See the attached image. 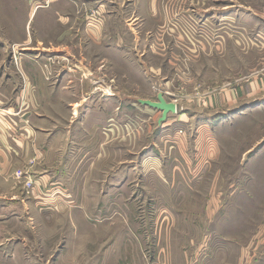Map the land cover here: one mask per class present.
Here are the masks:
<instances>
[{
  "label": "rangeland",
  "instance_id": "obj_1",
  "mask_svg": "<svg viewBox=\"0 0 264 264\" xmlns=\"http://www.w3.org/2000/svg\"><path fill=\"white\" fill-rule=\"evenodd\" d=\"M132 1L77 13L86 32H36L32 50L96 71L118 126L76 135L56 189L23 182L0 264H264V0ZM159 93L178 106L161 125L138 103Z\"/></svg>",
  "mask_w": 264,
  "mask_h": 264
},
{
  "label": "crops",
  "instance_id": "obj_2",
  "mask_svg": "<svg viewBox=\"0 0 264 264\" xmlns=\"http://www.w3.org/2000/svg\"><path fill=\"white\" fill-rule=\"evenodd\" d=\"M112 1L0 0V213L8 208L16 213L22 206L17 194L23 182L34 183L32 194H43L50 187L60 186L63 176L74 173L73 156L78 158L81 152L76 145L77 134L102 135L104 122L109 124L107 133L115 134L116 112L111 111L104 121L102 104L96 100L103 83L96 71L89 79L81 76L83 68L88 71L83 58L57 60L53 53L41 54L29 47L39 44L35 36L38 30L55 26L57 30L86 32L88 24L79 22L75 15L94 8L106 16L109 7L116 5ZM130 7H134L132 0ZM95 30L101 31L99 27ZM9 36L14 38L8 40ZM9 46L14 47V55L9 54ZM77 109L85 113L79 123H74ZM97 154L93 152L89 158L99 159ZM17 175H24L19 182ZM5 193L14 198L3 199Z\"/></svg>",
  "mask_w": 264,
  "mask_h": 264
},
{
  "label": "water",
  "instance_id": "obj_3",
  "mask_svg": "<svg viewBox=\"0 0 264 264\" xmlns=\"http://www.w3.org/2000/svg\"><path fill=\"white\" fill-rule=\"evenodd\" d=\"M138 103L142 106L161 112V117L158 120L159 125L166 122L170 114L173 115L178 113V106L172 102H168L163 93L158 94L156 101L139 100Z\"/></svg>",
  "mask_w": 264,
  "mask_h": 264
},
{
  "label": "built area",
  "instance_id": "obj_4",
  "mask_svg": "<svg viewBox=\"0 0 264 264\" xmlns=\"http://www.w3.org/2000/svg\"><path fill=\"white\" fill-rule=\"evenodd\" d=\"M4 114L7 115L6 112H4ZM32 184H33V182L28 180L26 185L28 188H31Z\"/></svg>",
  "mask_w": 264,
  "mask_h": 264
}]
</instances>
